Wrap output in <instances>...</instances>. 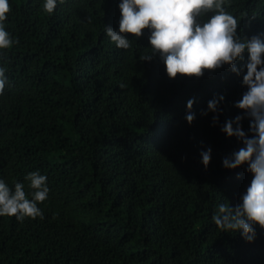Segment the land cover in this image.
<instances>
[{
  "label": "trees",
  "instance_id": "16d2710c",
  "mask_svg": "<svg viewBox=\"0 0 264 264\" xmlns=\"http://www.w3.org/2000/svg\"><path fill=\"white\" fill-rule=\"evenodd\" d=\"M9 3L5 26L18 42L0 53L9 78L0 178L23 182L27 194L24 178L39 170L50 192L38 202L42 218L0 216V264H264V230L247 242L212 220L220 203L239 202L253 175L246 163L222 165L242 146L220 126L243 112L235 101L246 68L169 78L158 55L140 59L151 53L147 29L128 34V49L107 37L105 25L118 28V0H65L52 14L42 0ZM226 7L241 37L264 38V0ZM221 94L214 123L204 110Z\"/></svg>",
  "mask_w": 264,
  "mask_h": 264
},
{
  "label": "clouds",
  "instance_id": "9594fccd",
  "mask_svg": "<svg viewBox=\"0 0 264 264\" xmlns=\"http://www.w3.org/2000/svg\"><path fill=\"white\" fill-rule=\"evenodd\" d=\"M65 0H42V9L52 14ZM230 0H118L120 10L118 28L105 25V32L116 47H130L129 33L134 38L145 35L147 29L149 55L141 60H151L158 55L169 78L177 74L202 76L205 70H214L227 64L239 74L246 68L242 84L246 86L235 106L243 112L221 124V131L236 136L242 146L222 158V165L235 169L247 164L252 178L236 205L220 203L212 215L216 226L224 232L239 233L247 242H254L257 227L264 230V38L260 34L241 37L239 18L227 10ZM10 12L9 0H0V53L10 49L15 41L6 28ZM247 52L245 59L244 53ZM238 60H245L238 66ZM7 69L0 66V93L8 83ZM123 83L120 87H124ZM223 95L207 102L208 111L214 113L213 122L219 121L222 111L219 104ZM195 98L186 101L185 119L191 123L195 113L191 111ZM247 117L245 130L242 120ZM203 143V142H201ZM212 148L200 149L201 162L208 166ZM29 191L21 181L9 185L0 178V216L43 217L38 202L45 201L50 192L47 176L39 170L30 171L25 178Z\"/></svg>",
  "mask_w": 264,
  "mask_h": 264
}]
</instances>
